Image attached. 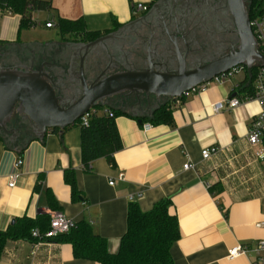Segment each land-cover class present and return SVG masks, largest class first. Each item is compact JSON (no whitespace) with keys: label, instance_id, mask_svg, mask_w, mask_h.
Segmentation results:
<instances>
[{"label":"crops","instance_id":"1","mask_svg":"<svg viewBox=\"0 0 264 264\" xmlns=\"http://www.w3.org/2000/svg\"><path fill=\"white\" fill-rule=\"evenodd\" d=\"M52 1L56 10L35 13L47 15L45 27L49 21L57 24L58 17L83 19L87 31L104 34L131 22L137 3L152 0ZM20 24V15L3 14L0 7L1 48L55 50L65 46L67 38L82 37L68 35L59 41L56 33L57 39L53 35L33 38L32 28L21 29ZM243 83L244 79L212 83L200 93L173 100V125L139 123L116 102H107L101 111L116 108L123 112L116 118L123 147L114 154L115 166L100 158L89 172L83 164L82 132L77 125L48 131L43 140L35 136L27 143L9 142L0 134V230L16 218L60 212L76 223L91 224L107 240L109 252L116 254L127 232L129 205L135 202L149 212L159 201L171 198L170 211L178 217L181 231L171 250L175 264H258L254 249L264 240V227H258L264 223V161L258 159V147L251 146L247 136L261 106L244 101L235 109L215 112L213 108L235 96L234 86ZM246 94L240 91L237 96ZM211 146L220 149L218 154L203 159L202 151ZM18 158L23 161L20 168L16 167ZM188 162L194 168L184 170ZM66 171L73 172L81 192L77 200L65 181ZM15 174L19 177L11 188ZM49 195L56 210L50 207ZM238 246L248 251L231 260L229 251ZM0 264L99 263L74 258L69 244L48 241L36 250L32 241L22 240L8 244Z\"/></svg>","mask_w":264,"mask_h":264},{"label":"flooded vegetation","instance_id":"2","mask_svg":"<svg viewBox=\"0 0 264 264\" xmlns=\"http://www.w3.org/2000/svg\"><path fill=\"white\" fill-rule=\"evenodd\" d=\"M252 1L243 0L249 20H251ZM126 25H128L126 28H117L97 37L122 29L117 42L120 45L119 56L123 59V64L116 71L124 70V65L138 71H144L154 65L156 69H162L169 74H174L181 68L190 72L231 52H237L242 43L240 33L230 32L239 29L229 0H152L147 4L146 11L137 12L134 19ZM65 42V46L58 45L55 50L23 49L20 53L13 52L12 55L10 52H0V65L8 69L24 65L29 69L37 70L43 63L54 64L53 66L45 65V70L47 69L51 75L54 74L62 80L60 85L56 86L58 95L65 100L76 101L80 98L78 91L83 89L79 82L80 72L75 65L72 69L74 73L72 78H76V82H71L70 76L67 75L71 64L69 50L75 42L91 41H86L82 37L80 39L70 37L65 39ZM76 50L79 51L80 47H76ZM96 50L102 53L100 56L104 59L101 60L102 68H105L109 64V59L100 46H97ZM42 56H44L43 59H40ZM94 59L96 57H89L86 66L89 83L93 82L100 73L92 71ZM111 65V68L115 66ZM132 97L135 101L129 105V108L137 114L141 113L139 102L142 103L147 99L153 105L159 101L154 96L125 93L107 102H116L117 105L126 109V103L131 102ZM69 106L70 104L66 107ZM7 128L11 133H7L0 127V134L5 133L12 141H15L20 139L24 132L26 135H34L35 125L27 115L15 112Z\"/></svg>","mask_w":264,"mask_h":264},{"label":"water","instance_id":"3","mask_svg":"<svg viewBox=\"0 0 264 264\" xmlns=\"http://www.w3.org/2000/svg\"><path fill=\"white\" fill-rule=\"evenodd\" d=\"M229 3L239 29L230 32L240 33L242 37L240 49L190 72L181 68L176 73L169 74L162 69H156L154 65L144 71L133 70L124 65V70L116 71L123 64V59L119 56L120 45L117 38L128 25L94 41L75 43L80 50L72 54L67 75L70 76L71 82H76V78H72L73 65L79 69V82L83 90L78 91L80 98L78 100L74 98L76 101H68L58 95L56 86L60 85L62 80L45 70V65L54 64L43 63L37 70L24 65L9 69L0 65V127L11 133L7 127L14 113H23L35 125L34 135L43 140L48 131L64 130L75 125L92 108L106 105L113 97L126 93L154 96L159 100L180 99L186 92L234 67L245 65L253 68L258 62L264 65V54L258 49V42L253 35L243 0H229ZM97 46L103 49L109 59V64L105 68H102L101 60L104 59L100 57L102 53L96 50ZM91 56L96 57L92 63V71L100 73L89 83L86 66ZM111 64L115 66L111 68ZM68 104L70 106L66 107ZM139 123H142V120H139Z\"/></svg>","mask_w":264,"mask_h":264},{"label":"trees","instance_id":"4","mask_svg":"<svg viewBox=\"0 0 264 264\" xmlns=\"http://www.w3.org/2000/svg\"><path fill=\"white\" fill-rule=\"evenodd\" d=\"M0 7L3 14L12 13L21 16V29L35 27L36 20L33 17L35 13L56 10L52 0H0ZM256 14H264V0L252 1L250 19ZM56 27L57 33L63 38L68 35H83L86 41H93L101 35L100 31H87L83 19L73 21L58 17ZM242 91L247 92V89ZM166 99L168 101L162 102L161 99L153 105L145 99L139 105L141 113L134 114L129 108L126 110V115L142 120V123L156 126L173 125L171 102L174 99ZM180 99L183 100L184 97ZM102 106L99 105L98 108ZM111 110L113 116L96 114L89 120L88 125H82L80 120L75 124L81 128L82 160L88 172L91 170V164L100 158H106L112 166H115L114 154L123 147L116 125V118L123 115V112L116 108ZM53 131L58 132L60 129ZM6 138L9 142H13L8 136ZM33 138L35 135L22 142L27 143ZM65 181L72 188L73 199H79L81 192L72 171L65 172ZM48 199L51 209L56 210L53 196L49 195ZM172 206V199L166 198L155 204L151 211L143 212L137 203H131L128 208L127 232L116 254L109 252L107 240L96 234L91 224L85 221L77 223L69 233L49 241L69 244L72 246L74 258L99 264H175L171 250L180 240L181 231L178 217L170 211ZM50 227L51 215L49 214H42L37 218L28 216L16 218L6 230H0V262L10 242L22 240L36 242L39 239L32 237L33 231L38 229L44 235Z\"/></svg>","mask_w":264,"mask_h":264},{"label":"built area","instance_id":"5","mask_svg":"<svg viewBox=\"0 0 264 264\" xmlns=\"http://www.w3.org/2000/svg\"><path fill=\"white\" fill-rule=\"evenodd\" d=\"M147 9V4L137 3L134 8L135 14L137 12H144ZM42 25L41 22L36 21V25ZM251 29L255 39L258 42V49L264 54V14H256L250 20ZM56 24L53 21L46 23L47 28H54ZM255 71H254V70ZM246 70L247 77L244 78L243 84H237L234 86L233 92L236 93L235 96L230 97L226 103H218L213 106L215 112H220L226 107L235 109L239 107L244 101H257L261 106V111L253 118L249 132H248V142L253 147H258L257 157L258 159L264 161V65L260 62L256 63L253 68H248L245 65H240L230 69L229 71L217 75L211 81L202 83L197 87L193 88L189 92H186L183 97L189 96L190 94L200 93L208 88L212 83L216 84H226L231 82L234 77ZM251 79V80H250ZM243 89H247V94L244 98H239L237 95ZM249 92H253L250 94ZM179 100V99H175ZM110 115L113 116L111 110L101 111L98 107L92 108L87 114H85L81 119L82 125H88L89 120L94 115ZM150 125H147V128ZM219 148L216 146L207 147L202 151V157L205 160L210 159L212 156L218 154ZM23 161L18 158L16 162V167L20 168ZM194 166L191 163H186L184 165V170L193 169ZM19 177V174H15L11 177L9 187L13 188L16 185V181ZM123 178V176L121 175ZM111 185H114V182H110ZM76 222L73 219L68 218L63 213L55 212L51 215V227L48 232L44 235L36 229L32 233V237L39 239L34 243V248L37 250L38 247L44 243L48 242L52 238H56L60 235L69 233L72 229L76 227ZM258 227H264V223L258 224ZM247 248L238 246L229 251L228 258L231 260L238 258L247 253ZM254 251L258 257V264H264V240L260 241L255 247Z\"/></svg>","mask_w":264,"mask_h":264},{"label":"rangeland","instance_id":"6","mask_svg":"<svg viewBox=\"0 0 264 264\" xmlns=\"http://www.w3.org/2000/svg\"><path fill=\"white\" fill-rule=\"evenodd\" d=\"M48 17L47 15H44V14H41V15H37L35 14V20L37 22H41L42 24H45V22L47 21ZM30 34L33 38H45V37H48V36H51L53 35L54 39H57V36H56V33L57 31L53 28V29H47L45 27V25H38V26H35L34 28L30 29ZM60 37V38H59ZM82 38H84V36L82 35ZM58 40L60 41L61 40V36H58ZM22 50H19V49H15V50H11L10 48H1L0 47V52L1 53H5V52H10V54L12 55L13 52H21ZM20 56V55H19ZM22 57V56H21ZM255 71V70H254ZM247 77V74H246V70H243L242 72L238 73L234 79L235 80H241V79H244ZM153 100V99H152ZM135 101V98L132 97L131 99V102L129 103H126V110L129 109V105L134 103ZM163 101H168L166 98H162V102ZM1 135H4L5 136V133H1ZM31 138L32 136H34L33 134H29V135H26L25 132L22 134L20 140L21 142L22 141H25V140H28L29 138ZM23 143V142H22Z\"/></svg>","mask_w":264,"mask_h":264}]
</instances>
